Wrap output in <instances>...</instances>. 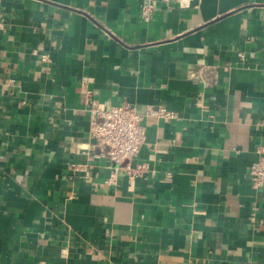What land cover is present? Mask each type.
Returning <instances> with one entry per match:
<instances>
[{"label": "crops", "instance_id": "obj_1", "mask_svg": "<svg viewBox=\"0 0 264 264\" xmlns=\"http://www.w3.org/2000/svg\"><path fill=\"white\" fill-rule=\"evenodd\" d=\"M186 1L0 0V264H264V0ZM88 95L142 116L137 176Z\"/></svg>", "mask_w": 264, "mask_h": 264}, {"label": "built area", "instance_id": "obj_2", "mask_svg": "<svg viewBox=\"0 0 264 264\" xmlns=\"http://www.w3.org/2000/svg\"><path fill=\"white\" fill-rule=\"evenodd\" d=\"M186 0H180V6L186 5ZM154 0H142L140 14L144 21L150 19L154 10ZM242 56V53H238ZM45 60L47 55L42 56ZM85 104L90 114L89 135L94 144L99 147L113 165L107 181L113 183L119 172L124 170L132 177L137 176L144 169L142 164L131 168L128 164L139 151L145 140V127L141 124V115L134 104L123 101L119 104L105 106L89 95ZM147 111L151 109L147 106ZM163 118L171 117L165 109L155 111ZM250 179L256 186H264V153L250 166Z\"/></svg>", "mask_w": 264, "mask_h": 264}]
</instances>
